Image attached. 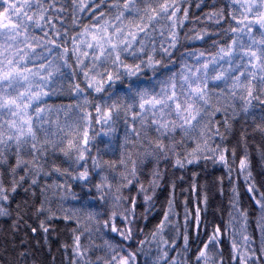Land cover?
Returning <instances> with one entry per match:
<instances>
[{"label": "snow or ice", "instance_id": "snow-or-ice-1", "mask_svg": "<svg viewBox=\"0 0 264 264\" xmlns=\"http://www.w3.org/2000/svg\"><path fill=\"white\" fill-rule=\"evenodd\" d=\"M55 2L0 0V166L7 161L6 154L14 153L16 157V163L10 169V187L5 185L0 173V216L9 215L5 204L27 182L28 177H33L29 184L31 188L37 186V178L42 173L49 175L43 171V165L38 164L41 149L56 151L66 137L56 139L58 134L64 132V127L60 126L58 118L56 121L51 119L52 107L45 104L44 98L55 95L59 91L57 82L60 81L62 87L67 79V89L76 97H84L82 104L68 107L79 109L77 124L85 127L82 141L74 136L67 141V147H59V151L69 159L73 152L77 153L73 163L82 170L73 174L68 169L62 171L54 167L52 171L78 181L81 192L87 190L85 202L91 199L100 207L108 206L111 209L110 212L89 211L87 214L89 220L95 221V231L106 238L103 245L84 246V232L79 231L80 209L63 208L64 214L59 217L50 206L45 207L46 204L50 205L47 193L52 185L41 188L42 199L36 214L47 212L49 215L40 221L39 228L47 233L46 222L57 218L76 221L77 227L72 229V244L62 245L72 250L71 264H138L143 245L153 242L159 255L152 264H223L222 257L217 262L215 254L209 255L211 249L223 243L221 228L216 226L206 241H200L202 221L199 207L195 211L196 236L193 240L200 241L203 246L196 250L194 258L186 255L184 259H169L170 253L177 251V239L166 238V230L175 228L176 236L181 235L178 220L174 222L172 219L174 195L168 199L163 218L150 233L152 240L149 241L147 237L137 240L135 242L139 247L135 251L130 250L131 245L125 242L133 241L137 235L134 226L138 222L135 212L138 196L143 194L144 203L149 205L145 209L147 213L153 207L162 173L158 168L153 169L148 186L141 183L137 196L126 197L122 192L130 185L136 186L139 166L149 158L154 159L157 165L162 160H172L173 168L181 170L198 164L201 159L211 160L222 164L231 175L234 169L228 162L229 150L221 146L225 137L218 127L213 130L212 121L220 112L227 117L228 108L232 109L233 118L238 115L237 101L243 105L240 110L244 113L256 106L254 101L264 109V99L260 98V95H264V89L257 94V84H264V0H229L227 6L232 11L228 17L235 26L230 25L223 30L224 35L230 33L232 37L226 45L221 40L213 39L219 32L213 33L206 28L199 31L193 28L190 31L194 35L185 34L183 37V41L207 43L210 40L209 47L215 49L211 53L190 49L182 41L180 31L188 19L187 8L182 9L183 17L178 15L182 0H112L104 11L101 9L107 0H71L72 24L80 28L71 36L67 28L63 32L56 28L52 23L53 18L47 15ZM45 4L48 6L45 7ZM58 11L64 12L65 9ZM83 15H87L88 23L83 22ZM206 16L209 21H215L217 28L225 20L223 10L207 13ZM36 30L42 31L43 36H37ZM256 33H259L258 39ZM180 48H184V51L181 52ZM177 65L179 69L174 70ZM92 93L96 96L90 100L88 96ZM213 97H216L217 104L221 100L230 103L224 107H214ZM86 106L95 109V117L85 111ZM121 111L124 112L126 125L131 114L129 134L135 133L144 152L141 159L132 160L130 171L122 154L119 163L126 171L120 175L121 182L116 192L121 194L117 195L113 192L112 183L116 177L104 174L97 159L91 157L90 145L95 136L90 132L93 122L108 126L105 135L115 132ZM137 121L140 123L139 130L135 126ZM221 122L226 129L230 127L227 119L216 123ZM53 125L56 131H51ZM150 129H154L157 136L155 141L147 139L145 144L141 131L146 139L147 130ZM177 131L181 133L179 140L174 135ZM39 132L44 133L45 140L38 146ZM217 137L221 143H216ZM165 140L169 142L165 143ZM125 141L128 142L127 135ZM188 141L195 145L190 150L186 147ZM26 151L33 154L31 161L22 158ZM43 155H46V151ZM231 155L234 163L235 149ZM131 156L132 153H128L127 158L131 159ZM89 158L92 160L91 166L88 165ZM247 166L245 155L240 159L239 172L242 174ZM111 167L115 168L116 165ZM18 170L24 172L19 179L16 178ZM248 179L249 176H245V180ZM55 187L63 193L60 196L61 206L69 197L71 201L81 202V196L72 190L73 184L58 183ZM195 188L194 184L193 190ZM93 189L95 196L91 195ZM247 191L255 193L258 190L251 185ZM251 198L264 211V193L259 199L255 195ZM129 200L131 208L125 206ZM237 204L238 201L233 202L234 207ZM101 215H106V218L99 219ZM241 215L247 218L246 211ZM191 217L185 201L184 244L181 250L185 254L189 252V233L193 227ZM37 230L32 228L33 232ZM91 231L85 229V232ZM260 231V251L264 254V223L260 225ZM204 232L207 234V225ZM140 234H144L142 228ZM251 243L249 235L243 237L244 249L233 241L231 259L234 264H253L255 251L248 247ZM92 247H103L105 255L97 256L95 261L85 259Z\"/></svg>", "mask_w": 264, "mask_h": 264}, {"label": "trees", "instance_id": "trees-1", "mask_svg": "<svg viewBox=\"0 0 264 264\" xmlns=\"http://www.w3.org/2000/svg\"><path fill=\"white\" fill-rule=\"evenodd\" d=\"M98 2V0H97ZM112 3V0H107L104 11L107 9L108 4ZM229 0H182L181 11L178 13L180 17H183V8L188 9V19L184 22V28L180 31V36L183 41L185 34L194 35L195 33L190 31L195 28L197 31L201 29H208L210 32H219V35L214 36L213 39L221 40L225 45L232 39L231 34L224 35L223 30L229 28L230 25L235 26L234 22L228 17V13L232 11V8L228 7ZM48 5L45 4V7ZM64 8V12H59L58 9ZM223 10L225 20L222 21L217 28L215 21H209L206 14L210 12H218ZM52 17V23L61 32L65 28L69 30V36L73 32L80 30L72 24V7L71 0H56L55 6L51 8L47 14ZM84 23H88L87 15L82 16ZM47 30V29H46ZM37 36H43V32L36 30ZM53 35V33H50ZM256 38H259V33H256ZM247 40V37L244 38ZM190 49L205 50L207 53L215 52L214 48H210L211 41L207 43L203 41H183ZM69 47L71 45L69 44ZM180 51H184V48H180ZM179 55V53H177ZM74 62V61H73ZM179 66H176L178 70ZM70 71V70H65ZM149 75H151L149 73ZM60 81L57 82L59 91L55 95H49L45 97V104L52 107L50 112L51 119L56 121L58 118L61 127H64V132L58 134L57 140L60 136L66 137L63 143L59 147H67V141L74 136H78L81 141L83 138V128L85 125L77 124L79 119V109L69 105L82 104L84 97H76L74 93H71L67 89L69 81L65 79L63 86L60 87ZM264 89V84H257V94L261 93ZM96 96L92 93L88 96V99L92 100ZM261 99H264V95H260ZM96 99H99L96 97ZM115 99V98H114ZM214 107H224L226 103H230L221 100L219 104L216 102V97H213ZM111 103V101H109ZM256 106L253 107L248 113H244L242 109L243 105L237 101L236 109L239 112L233 118L232 109L228 108L227 117L223 112L217 113L216 117L212 121L213 130L219 128L220 133L225 137L222 147H227L228 162L230 167L234 170L229 175L228 170L219 163H213L211 160L205 161L201 159L198 164L189 165L186 169H176L172 166V160L164 162L163 160L157 165L154 159L144 160V163L139 166L138 179L136 180V186H129L124 189L122 195L126 197L137 196V189L141 183L146 187L149 181L152 179V171L158 168L162 173V178L159 182V187L156 189V193L153 198V207L147 213L145 209L149 205L144 203V196L140 194L138 196V206L135 209L137 223L135 229L137 235L133 241L125 242L130 244L132 251H135L139 245L135 242L137 240L147 239L152 240L150 235L151 231L163 218V214L167 209L168 199L174 195V214L173 221L179 222L181 235L176 236V229L166 230V238L177 239V251L170 253L171 257H177L178 259H184L187 255L194 258L195 252L199 247H202L200 241H206L208 235L212 233V230L219 226L221 228L223 243L214 247L209 251V255L215 254L217 262L223 259V264H234L231 259L232 256V243L237 242L241 249H244L243 237L249 235L252 243L248 246L255 251L253 257V264H264V254L261 253V231L260 225L264 223V211H261L259 205L251 197L256 196L257 199L264 193V109H262L258 102H253ZM85 111L92 113L95 117V109L91 106H86ZM67 113V116L65 115ZM129 114V124L124 123V112H120L119 119L115 125V132L105 135L108 126L101 125L100 123L93 122L90 135L95 136V139L90 145L91 157H95L104 169V174H110V176L116 177L113 183V192L117 195L121 193L116 192L120 181V175L126 171L123 165H120L122 154L127 163V170L130 171L132 167V160H139L142 158L144 148L136 140L135 133H130V126L132 121ZM228 120L229 128L226 129L224 123L217 124V121ZM207 122V121H205ZM136 128L140 129L139 121L135 124ZM51 131H56L55 125L52 126ZM98 134V135H97ZM128 137L126 143L125 138ZM175 139L179 140L181 133L177 131ZM156 132L154 129L147 130V138H144V132L141 131V139L143 143H147V139L155 141ZM45 136L43 132L38 133V146L43 143ZM169 141L165 140V143ZM216 143H221L220 138H216ZM122 145L124 147H122ZM194 143L188 141L186 147L190 150L194 147ZM59 147L56 151L51 148L41 149L42 156L38 161V164L43 165V171L48 172L49 175L45 176L43 173L38 177V184L36 187H29L31 179L28 177L27 182L23 183L21 187L12 194V198L6 202L9 215L0 216V264H71L72 250L69 247L65 249L62 245H71L73 232L72 229L77 227L76 221L68 222L62 218L52 219L47 221L45 227L49 229L47 233L39 228L40 221L44 220L49 213L45 212L43 215H37L36 209L39 207L42 196L41 188L45 185H52L48 190V197L50 199V205L46 204L45 207H51L59 217L63 216V208H78L80 212L79 216V231L84 232L82 243L84 246L90 245H103L106 237L101 236L100 233L95 231V221L88 219L89 211H96L98 213L110 212L111 209L108 206L100 207L98 203L88 199L84 200L85 192H81L78 181H73L70 176L60 175L53 172L54 167H59L62 171L68 169L73 174L81 171L82 169L74 165V159L77 153H72V158L65 157L60 151ZM235 149V161L231 155L232 150ZM46 151V155L43 153ZM128 153H132L131 159H128ZM7 161L0 166V173L3 174L5 185L10 187V169L16 163V157L14 153H8ZM247 155L248 166L247 169L241 174L239 172V162L241 157ZM22 158L27 161L33 159V154L26 151L22 154ZM92 160L89 158L88 165L91 166ZM115 164L116 167L111 166ZM196 174L195 177L193 174ZM24 175L23 170H18L16 178ZM95 175V174H94ZM245 176H249L246 181ZM99 177H96L98 180ZM65 182L73 184V191L81 196V202L77 203L71 201V198L61 206L60 196L63 194L55 187L56 184H64ZM95 183V181H93ZM173 184L175 187L173 188ZM196 185L193 190V185ZM254 185L258 190L255 193H249L248 187ZM25 189H28L25 191ZM130 189V190H129ZM151 194V193H149ZM92 196H95V190L91 192ZM206 198V199H205ZM185 201H187V208L192 213L193 227L189 233V252L183 253V225H184V211ZM238 201L236 207L233 206V202ZM125 206L131 208V201H127ZM199 207L201 214V234L200 241H194L196 236L195 231V211ZM122 210V209H121ZM247 213V218L241 215V212ZM179 214L178 216L176 214ZM145 215L148 217L145 219ZM103 220L106 215L98 217ZM146 225V227H145ZM207 225V234L204 232V226ZM32 228H37L36 232L32 231ZM143 229V235L140 234V229ZM85 229H91L92 231L85 232ZM119 237H117V241ZM105 249L103 247H92L91 252L85 259L92 261L96 260L97 256H104ZM159 255L157 251L156 243H146L143 245V250L138 255V264H152V261ZM211 264V262H209Z\"/></svg>", "mask_w": 264, "mask_h": 264}]
</instances>
